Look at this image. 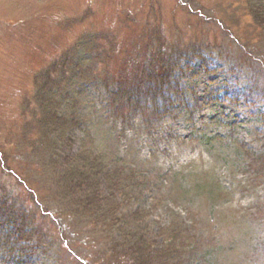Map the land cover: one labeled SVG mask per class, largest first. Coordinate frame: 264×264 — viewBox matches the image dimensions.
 Segmentation results:
<instances>
[{
	"label": "rangeland",
	"instance_id": "obj_1",
	"mask_svg": "<svg viewBox=\"0 0 264 264\" xmlns=\"http://www.w3.org/2000/svg\"><path fill=\"white\" fill-rule=\"evenodd\" d=\"M248 1L0 0V151L6 158L0 183H8L27 202L31 188L36 189L37 196L56 207L49 194L50 167L41 164L48 160L49 145L39 157L25 145L26 137L37 135L28 107L47 71L77 45L79 56L86 51L83 63H92L99 76L75 88L76 101L67 113H79L82 127L56 143V153L70 157L82 138L99 151L116 148L126 165L159 185L157 195L142 186L130 202L133 211L149 209L153 197L162 198L145 222L155 236L172 212L179 213L205 239L204 264H264V175L251 169L246 154L264 151V72L255 78L245 67V52L222 28L237 27L248 49L264 54V31L257 27L252 36ZM156 38L170 48L198 41L202 50L181 63L174 73L179 88L165 93L167 101L156 111L125 107L115 114L105 85L112 87L119 73L142 61L147 43L156 45ZM99 42V50L90 49ZM229 48L239 63L234 68L226 59ZM8 169L22 180L18 183ZM35 204L42 208L40 201ZM45 213L51 215L48 209ZM72 230L73 249L70 239L55 230L57 242L48 235L28 257L29 264H95L98 233L79 222ZM107 258L103 264H114Z\"/></svg>",
	"mask_w": 264,
	"mask_h": 264
},
{
	"label": "trees",
	"instance_id": "obj_2",
	"mask_svg": "<svg viewBox=\"0 0 264 264\" xmlns=\"http://www.w3.org/2000/svg\"><path fill=\"white\" fill-rule=\"evenodd\" d=\"M247 15L254 21L253 24L249 23L253 37L255 29L258 32L257 27L264 31V0H249ZM222 28L229 37H234L237 48L245 52V67L253 72L255 78L264 72V54L248 49L250 46L247 41L240 34L237 35V27L234 29L236 35L228 26L223 25ZM99 37L96 35L92 40ZM156 39V45H151L149 40L145 46L147 53L142 61L119 73L112 80V87L110 84L105 85L108 101L115 105V114L125 111V107L132 109V112L148 107L156 111L158 104L167 101L165 93L179 88L174 73L181 63L187 58L200 55L202 50V44L198 41L170 48L163 40ZM100 45L101 42L96 46L93 44L90 49L99 50ZM85 46L88 49L89 43ZM74 50L65 53L63 63H54L51 70L47 71V80L38 84L32 104L28 107L35 120L32 127L36 128L37 135L26 137L25 145L31 155L36 157L45 155V147L49 145L48 160L45 162L43 158L41 164L50 167L47 179L53 181L50 187L53 193L49 194L56 207L47 205L43 197L37 196L36 189L31 188L32 201L27 202L26 198L12 192L8 183H0V260L6 261L5 264H29L28 257L36 252V246L48 235L53 236V243L57 242L54 231L59 229L65 241L70 239L69 246L73 249L75 239L70 233L74 232L72 229L79 222L98 233L99 257L94 259L97 261L95 264H103L107 256V260H112L114 264H189L193 261L195 264H204L205 253H202V247L206 244L205 239L179 213L172 212L168 223L158 228L156 236L146 225L150 210L158 208L161 197H153L149 209L130 210V202L136 198L138 189L148 187L157 195L159 185L152 182L155 178L148 177L134 166L126 165L116 148L99 151L82 138L79 149L70 157H60L56 153L59 142L66 141L74 129L82 127L83 118L79 113H67L72 101H76L75 88L82 87L88 80L95 81V75H98L92 72V63H83L82 57L85 56L82 54L86 51L79 56L81 52L78 53L77 45ZM227 51L229 54H226V59L235 64L230 63L234 68L239 63L232 57V49ZM88 56L98 61L90 52ZM261 81L264 82V77ZM51 140L53 143H48ZM246 154L251 169L257 167L264 175V151L257 155ZM0 156H3L2 151ZM5 159L4 156L0 157L2 168L6 166ZM7 171L15 173L18 183V178L22 180L16 170ZM33 198L40 201L41 209ZM45 209L51 211L50 216L45 213ZM111 233H117V237ZM110 253H113L111 255L114 258Z\"/></svg>",
	"mask_w": 264,
	"mask_h": 264
}]
</instances>
